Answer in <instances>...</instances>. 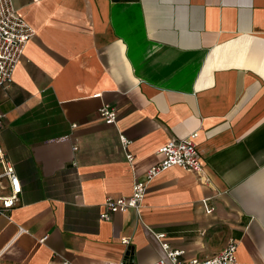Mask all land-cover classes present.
Returning a JSON list of instances; mask_svg holds the SVG:
<instances>
[{
	"label": "crops",
	"instance_id": "1",
	"mask_svg": "<svg viewBox=\"0 0 264 264\" xmlns=\"http://www.w3.org/2000/svg\"><path fill=\"white\" fill-rule=\"evenodd\" d=\"M13 3L34 35L0 87V145L21 185L0 216V264H152L165 258L154 233L183 259L233 239L237 264H264V0ZM194 131L205 178L170 167L148 183L139 217L100 219L158 147Z\"/></svg>",
	"mask_w": 264,
	"mask_h": 264
},
{
	"label": "built area",
	"instance_id": "2",
	"mask_svg": "<svg viewBox=\"0 0 264 264\" xmlns=\"http://www.w3.org/2000/svg\"><path fill=\"white\" fill-rule=\"evenodd\" d=\"M34 35L33 28L18 14L13 0H0V87L6 88L13 80L16 67L24 55L27 43ZM100 96L99 93L95 94ZM100 118L106 124H114L117 120V109L114 105L102 102L97 109ZM4 113L0 111V130L3 127ZM74 126V125H72ZM198 132L194 131L182 138H170L156 150V154L161 159L150 166L145 172L143 180H135L132 185L131 194L127 197H106L101 204L100 219L108 220L115 212H126L132 210L139 217L144 205L146 189L148 183L158 174L166 169L177 166L187 171L194 172L199 178H205V166L196 149V138ZM130 140L124 135H120V143L124 150ZM76 147H74L75 149ZM126 160L131 165L133 156L126 153ZM0 184L6 180L7 192L0 193V216H7L8 212L14 208L18 201L21 185L14 165L4 153L0 145ZM6 187L2 186V190ZM202 205L206 213H211L213 207L202 200ZM159 241L165 258H159L152 264H237L236 250L237 241L231 239L226 247L219 253L204 257H193L190 259L181 258L185 251L183 249L172 248L164 233H154ZM45 237L41 239L44 241ZM121 242L128 244L129 239L122 237ZM61 264H68L63 261ZM107 264H117L108 262ZM118 264H127L120 262Z\"/></svg>",
	"mask_w": 264,
	"mask_h": 264
},
{
	"label": "water",
	"instance_id": "3",
	"mask_svg": "<svg viewBox=\"0 0 264 264\" xmlns=\"http://www.w3.org/2000/svg\"><path fill=\"white\" fill-rule=\"evenodd\" d=\"M128 253V251L126 252V254ZM130 260H131V257H130Z\"/></svg>",
	"mask_w": 264,
	"mask_h": 264
}]
</instances>
